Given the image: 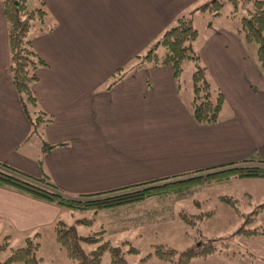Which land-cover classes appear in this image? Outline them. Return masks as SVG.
<instances>
[{
	"label": "crops",
	"instance_id": "obj_1",
	"mask_svg": "<svg viewBox=\"0 0 264 264\" xmlns=\"http://www.w3.org/2000/svg\"><path fill=\"white\" fill-rule=\"evenodd\" d=\"M201 1L41 0L53 25L43 32L31 29V45L44 64L35 68L30 87L38 105L51 114L42 127L52 144L47 149L27 136L29 122L8 72L0 1V160L38 174L39 158L56 186L75 194L250 155L264 158V75L254 64V44L238 29L242 8L230 15V6L208 14L206 31L194 46L209 81L223 95L215 121L192 120L189 88L180 90L169 64L141 65L104 84L177 13ZM228 178L264 183L262 176ZM243 192L251 203L253 194ZM114 207L96 213L120 211L122 205ZM61 210L0 186V237L7 234L10 244L37 231L39 239ZM98 222L109 234L103 219Z\"/></svg>",
	"mask_w": 264,
	"mask_h": 264
},
{
	"label": "trees",
	"instance_id": "obj_2",
	"mask_svg": "<svg viewBox=\"0 0 264 264\" xmlns=\"http://www.w3.org/2000/svg\"><path fill=\"white\" fill-rule=\"evenodd\" d=\"M0 1L5 21L7 67L21 109L29 122L27 136L36 137L39 147L47 149L52 144L42 136V127L51 119V114L38 105L30 87L31 82L36 78L35 68L43 65L44 60L31 45V29L36 28L37 32L49 30L53 21L41 0H37L34 5H29L27 0ZM225 3L230 6L229 15L235 13L237 7L242 8L238 18V29L246 40L254 43V64L264 75V0H204L177 13L172 22L165 25L143 50L134 53L126 64L116 67L104 84L107 86L141 65L169 64L177 85L182 61L188 58L193 63V68L189 73V111L192 120L197 123L215 121L220 116L223 95L218 87L211 85L206 76L205 67L199 61L198 54L192 46L197 29L192 24L190 13L193 10L207 11L212 16L219 14ZM36 162L39 172L31 174L0 160V186L55 203L62 208L91 207L94 209L119 204L170 188L185 187L192 182L210 178L241 175L264 177V158L250 155L237 160L165 174L107 189L68 194L49 178L39 158L36 159ZM218 198L241 215V221L236 228L237 232L254 234L264 231L260 224L250 225L256 211L264 207V200L254 203L247 211H240L233 196L222 193L218 195ZM210 211L205 210L202 216L208 215ZM194 215L199 217L201 214L198 212L192 216H184L183 219L191 223L195 219ZM91 219L92 216H79L74 218V221L89 224ZM75 222H66L64 219L56 217L51 223L53 238L62 248L70 264H94L104 250L108 252L106 264L147 263L148 252L140 255L134 262L126 261L119 243L112 244L101 237V228L80 233L75 228ZM83 242H91L94 245L84 249ZM38 243L37 231L24 235L23 242L18 245H10L7 234L1 236L0 251L7 249V252L0 258V264H8L14 260H19L23 264H40V255L36 253ZM215 248L218 247L213 239L204 238L178 250L177 259L184 262L192 255L203 254ZM126 249L133 250L134 246L128 244ZM173 250L172 247L162 243H156L153 247V252L161 258H170Z\"/></svg>",
	"mask_w": 264,
	"mask_h": 264
},
{
	"label": "rangeland",
	"instance_id": "obj_3",
	"mask_svg": "<svg viewBox=\"0 0 264 264\" xmlns=\"http://www.w3.org/2000/svg\"><path fill=\"white\" fill-rule=\"evenodd\" d=\"M228 7L229 4L225 3L221 10L224 11ZM236 11L239 12L240 7H237ZM208 14L207 11H196L192 15V24L197 28V35L192 40L194 49H196L194 47L196 41L206 31L205 21ZM181 65L178 82L180 90L183 88L187 90L193 63L185 58ZM206 76L208 78L207 73ZM258 181L259 179H235L228 176L210 178L192 182L185 187L170 188L136 200L94 209L63 207L60 217L66 222H75L76 217L92 216L89 224L75 222L76 230L86 233L101 228V237L112 244L119 243L122 255L129 262L136 261L140 255L148 252L146 264H264V232L254 234L237 232L236 228L241 221V215L218 198V195L222 193L232 194L238 210L247 211L254 203H257L256 201L264 199V183H258ZM244 189L253 194L251 203L246 202L248 198L243 192ZM118 205H122L120 211L110 209L103 213H96L101 208H115L114 206ZM205 210L211 211L208 215L202 216ZM198 212L201 215L199 217L194 215L195 219L191 223L183 219L184 216H192ZM99 219H103V223L107 226L105 230L109 234L104 231L105 227L98 222ZM253 219L250 225L260 223L264 228V207L256 211ZM204 238L213 239L218 248L203 254L192 255L184 262L177 259L178 250ZM22 242L23 238L19 240L13 238L10 240V245H18ZM156 243L172 247L174 250L171 257L161 258L155 254L153 247ZM128 244L133 245L134 249L127 250ZM93 245L94 243L91 242L82 243L84 249ZM6 252L7 249L1 250L0 258ZM36 253L40 255V264H70L62 248L54 240L50 226L39 237ZM107 260L108 252L104 250L94 264H106ZM8 264L23 263L14 260Z\"/></svg>",
	"mask_w": 264,
	"mask_h": 264
}]
</instances>
